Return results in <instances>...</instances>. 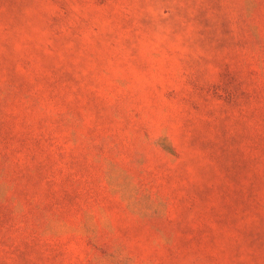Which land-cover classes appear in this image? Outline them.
Here are the masks:
<instances>
[{"label": "rangeland", "instance_id": "1", "mask_svg": "<svg viewBox=\"0 0 264 264\" xmlns=\"http://www.w3.org/2000/svg\"><path fill=\"white\" fill-rule=\"evenodd\" d=\"M0 264H264V0H0Z\"/></svg>", "mask_w": 264, "mask_h": 264}]
</instances>
